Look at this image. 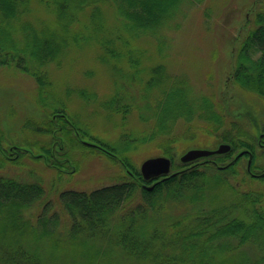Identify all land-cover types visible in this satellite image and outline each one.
Instances as JSON below:
<instances>
[{"label": "trees", "instance_id": "trees-1", "mask_svg": "<svg viewBox=\"0 0 264 264\" xmlns=\"http://www.w3.org/2000/svg\"><path fill=\"white\" fill-rule=\"evenodd\" d=\"M206 1L0 0V67L31 77L40 101L57 98L50 65L85 46L98 49L113 84L101 96L86 87L75 91L118 120L115 139L94 137L58 100L45 128L35 124V133L48 136L37 141L35 157L45 153L48 162L74 172L77 151L105 154L125 171L115 174L117 182L63 190L54 199L40 181L0 174V264H264V153L257 151L264 124L249 131L244 119L255 110L242 109L243 98H226L235 89L256 109L264 103V6H251L253 19L232 64L209 95L195 93L184 74L170 73L162 62L140 63L144 42L160 53L166 30ZM196 128L229 150L175 161V142L192 138ZM144 145L168 157L173 174L143 179L132 155ZM6 151L17 161L27 150L10 145Z\"/></svg>", "mask_w": 264, "mask_h": 264}, {"label": "rangeland", "instance_id": "rangeland-1", "mask_svg": "<svg viewBox=\"0 0 264 264\" xmlns=\"http://www.w3.org/2000/svg\"><path fill=\"white\" fill-rule=\"evenodd\" d=\"M253 1L207 0L202 5L185 7H190L189 11L184 18H179L178 26L166 30L168 45L159 53L150 42H144V45H149H145L140 63L145 66L162 62L170 73L184 74L197 94L201 92L209 95L211 90L217 91V86L232 64L234 51L243 38L244 26L248 20L253 19L255 10L259 9L258 3L264 6V0H255V5L252 4ZM236 32H240L238 36ZM97 53L98 49L94 46H85L70 51L62 65L54 67L51 64L49 73L55 89L53 93L57 98L50 97L48 100L40 101L36 83L31 77L13 67H0V145L4 149L0 151V174L18 180L40 181L45 195L51 199L63 190L90 191L117 182V173L125 175L123 168L114 164L105 154L87 152L86 155H80L77 151L78 163L74 172L68 166L58 164L60 161L55 164L48 162L45 153L40 158L35 157L41 152L37 141H45L48 137L35 133V124L41 123L40 127L45 128V118L53 111L58 100L65 108L74 112L77 120L83 121L85 128L96 138L110 142L122 131L117 124L118 120L106 116L104 113L107 112L99 104L94 106L82 102L75 91L78 87H86L95 91L98 96L112 91L109 71L99 62ZM69 89L71 97L66 95ZM127 89L135 92L137 86L129 85ZM234 92L235 89L227 90L226 98L234 95L236 102L243 98L245 102L241 105L246 108L242 109L255 110V114L251 112L253 116L244 119L248 130L255 133L264 124V103L257 102L256 109L253 106L256 103L250 96H238ZM201 131L196 128L192 138L175 142L172 150L175 161L189 148H213L218 145L212 137L204 136ZM10 145L27 151L15 161L9 151H6ZM157 155H161L159 150L144 145L133 152L132 160L139 166L145 158Z\"/></svg>", "mask_w": 264, "mask_h": 264}, {"label": "water", "instance_id": "water-1", "mask_svg": "<svg viewBox=\"0 0 264 264\" xmlns=\"http://www.w3.org/2000/svg\"><path fill=\"white\" fill-rule=\"evenodd\" d=\"M83 142L92 146L101 147L100 145L89 140H83ZM229 148L230 145L225 142H220L216 147L213 148H197V147L189 148L180 155L179 159L181 162L192 161L215 153L226 152L227 150H229ZM243 152H244L243 150L239 151L235 157H238ZM249 160L250 159H248L247 162V169H249V163H250ZM170 164L171 162L168 157L163 155H157V156L147 157L144 160H142L138 166V169L143 179L150 180L157 178L159 176H165L169 173L170 175L173 174L172 172H170L171 170ZM152 185H149L147 187L151 188Z\"/></svg>", "mask_w": 264, "mask_h": 264}, {"label": "flooded vegetation", "instance_id": "flooded-vegetation-1", "mask_svg": "<svg viewBox=\"0 0 264 264\" xmlns=\"http://www.w3.org/2000/svg\"><path fill=\"white\" fill-rule=\"evenodd\" d=\"M260 135H262V133H260ZM257 151L258 152L263 151V153H264V142H262V143L258 142L257 143ZM248 159H250V156L247 157V162H248ZM253 175H257V174L253 173Z\"/></svg>", "mask_w": 264, "mask_h": 264}]
</instances>
